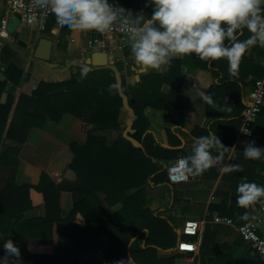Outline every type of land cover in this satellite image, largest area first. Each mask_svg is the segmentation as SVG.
<instances>
[{"label": "crops", "instance_id": "obj_1", "mask_svg": "<svg viewBox=\"0 0 264 264\" xmlns=\"http://www.w3.org/2000/svg\"><path fill=\"white\" fill-rule=\"evenodd\" d=\"M17 30V35H11L9 41L7 34H4L8 37L7 40L2 38L3 34H0V51L4 45H9L25 66V75L15 89V99L6 130L21 94L31 95L41 81H62L68 78L69 68L74 64L101 68L88 65L86 61L84 54L86 32L69 30L62 36V28L56 32L40 35L22 26ZM27 30L30 34L26 39L22 36ZM247 35L245 30L240 38L243 39ZM40 38L52 41L51 60H33L28 64L29 49ZM19 41L26 43L27 47H22ZM114 59L108 57L107 65L102 67L114 69L118 81L124 80L127 86L142 82L143 76L161 73L167 68L160 71L146 70L135 65L130 56L129 45L124 50L117 51ZM174 59L179 60L180 63L173 64L175 68L171 69L167 80L175 86L182 108L176 106L173 110L174 115L169 117L167 108L161 110L147 106L143 112L144 118L139 123L140 133H137L134 126L137 117L130 108L127 97L123 95V107L119 114V132L134 147L147 148L145 152L149 154L150 161L157 163L161 169L165 166L169 167L178 157L190 154L194 137L207 135L209 130L215 132L221 143L228 148L213 145V153H223L222 158L202 174L194 177L188 175L186 182L171 184L162 179L161 172L149 179L145 186L146 206L155 216L165 219L176 233L173 247L170 250H158L157 257L166 260L168 264H255L249 259L252 255L249 245L242 240L235 228L211 222L212 216L219 214L217 210L211 211V207L223 205L224 210H228L235 203L232 197L235 196L237 184L248 177L244 174L245 170L248 168L249 176L258 170L252 168L250 159H246L242 164L243 167L237 172L232 171V165L239 155H243L244 142L249 141V139H238L237 132L241 127L247 95L257 80L256 77L264 68L263 48L253 46L241 58L237 69L233 72L229 71L225 59L208 63L198 59L195 54ZM51 63L59 67L53 68L50 66ZM116 63L123 65L120 72ZM4 79L5 75H0V80ZM161 89L165 95H168L172 87L165 82ZM201 92L210 94L214 103L208 104L204 101ZM87 129L81 119L71 114H64L59 122L48 121L43 127L30 129L15 159L17 164L15 182L37 186L45 173L55 189L49 193L52 199L46 200L43 193L31 188L29 198L34 208L25 212L26 218L54 216L60 209H70L74 201L79 198L78 191L85 188V182L77 178L70 168L73 159L70 146L71 144L85 146ZM260 130H264V125ZM119 132H113V136H117ZM1 149L2 144L0 152ZM13 169L0 164V190L6 187ZM225 177H227L226 181ZM101 197L103 198V195ZM256 206L258 205H253L249 210V219ZM122 208L123 204L119 202L111 208V211L117 212ZM202 218H207L209 222L198 239L181 234V228L186 220ZM78 221L84 224L82 218L78 217ZM15 233H17L16 226L0 232V255H3L2 248L6 241L19 242L25 246L23 250L22 248L19 250L21 256L19 264H33L27 259L28 252L53 253L54 248L51 244H43L39 238L29 237L30 235H27L26 242L19 239ZM261 233L264 235V224L261 226ZM144 239L145 235L135 238L134 245L136 247L143 245ZM182 241L196 243V251H179L178 246ZM102 252L106 260L111 254L110 247L106 246ZM89 256L90 254H85L80 260L84 261ZM121 259L126 260L124 257L119 260ZM259 261L264 262V259L260 258Z\"/></svg>", "mask_w": 264, "mask_h": 264}, {"label": "trees", "instance_id": "obj_2", "mask_svg": "<svg viewBox=\"0 0 264 264\" xmlns=\"http://www.w3.org/2000/svg\"><path fill=\"white\" fill-rule=\"evenodd\" d=\"M110 3L114 7L130 10L134 16L141 11L145 15L152 12V7L146 6L145 0H110ZM54 25L55 19L51 18L44 33H50ZM68 32L61 30L62 36ZM0 59L6 65L5 79L0 80V164L14 168L6 187L0 190V232L16 226L15 234L19 239L27 242V235H30L39 238L43 244L53 246L52 254L28 252L27 259L33 264H113L130 255L135 264H168L157 257V252L173 247L175 230L165 219L155 216L144 199L145 186L156 174L162 173V179L169 182L168 167L161 169L157 163H152L145 152L147 148H136L122 136L119 114L125 95L137 117L134 125L136 132L140 133L139 123L147 106L161 110L167 108L169 117L174 115L176 106L181 109L175 86L167 80L171 69L175 68L173 64L180 63L179 60H172L161 73L141 77L142 82L127 86L121 80L122 90L118 93L109 90V85L118 81L116 71L111 67L90 68L74 64L69 68L68 78L41 81L31 95L21 94L6 130L15 89L25 75V66L9 45L2 47ZM116 66L119 72L123 68L120 63ZM82 69H87L83 76ZM262 69L256 79L264 76ZM165 82L172 87L168 95L161 89ZM64 114L74 115L88 127L86 145L70 146L73 154L70 168L77 178L85 182V188L78 191L79 198L70 209H60L54 216L26 218L25 212L34 208L29 190L35 188L44 194L46 200H51L49 193L55 188L45 173L37 186L16 183V156L32 127H43L48 121L59 122ZM263 125L264 109L253 125V136L249 138L261 147H264V130H260ZM113 132L119 134L113 136ZM246 159L244 155H239L232 171L240 170ZM251 161L252 168L258 170L249 176L247 168L244 172L247 180L264 184V158ZM47 188L50 190L47 191ZM236 195L232 197L235 203L228 210L221 205L211 207V211L217 210L220 215L229 216L240 225L247 220L240 218L245 209L237 206ZM119 202L123 208L112 212L111 208ZM78 217L83 219L84 224L78 221ZM141 235H145L144 244L136 247L133 240ZM12 243L18 250L25 248L19 242ZM106 246L110 247L111 254L105 260L102 250ZM85 254L90 256L81 261V256ZM251 254L249 259L252 263L264 264L252 249Z\"/></svg>", "mask_w": 264, "mask_h": 264}, {"label": "clouds", "instance_id": "obj_3", "mask_svg": "<svg viewBox=\"0 0 264 264\" xmlns=\"http://www.w3.org/2000/svg\"><path fill=\"white\" fill-rule=\"evenodd\" d=\"M152 7L135 16L123 7H113L109 0H35V7L55 18L53 32L59 29L105 33L118 24L128 32L130 56L135 65L160 71L174 58L193 55L208 63L225 59L228 69H237L241 58L253 47H264V0H145ZM32 13V8L28 9ZM248 35L241 39L244 31ZM87 69H82L81 75ZM109 90H122L119 81ZM202 99L213 104L210 94ZM213 145H222L215 132L194 137L191 152L177 158L173 167L186 175L197 176L213 167L223 153L214 154ZM243 155L250 160L264 158V147L255 141L244 142ZM238 167V166H237ZM236 204L245 209L240 218L249 219L255 204L264 205V184L242 180L236 186ZM254 219V218H253ZM0 264H19L21 256L11 242L3 244ZM113 264H135L131 255Z\"/></svg>", "mask_w": 264, "mask_h": 264}, {"label": "built area", "instance_id": "obj_4", "mask_svg": "<svg viewBox=\"0 0 264 264\" xmlns=\"http://www.w3.org/2000/svg\"><path fill=\"white\" fill-rule=\"evenodd\" d=\"M29 8H32V13L28 12ZM16 17L20 20L18 27L29 28L31 31H36L39 35L45 32L47 22L54 18L47 14L45 10L35 7V0H0V34L11 36L8 32L9 22L11 18ZM128 45L127 29L125 26L118 24L112 30L103 34L95 31L86 32L84 54L104 53L107 58L111 57L114 59L116 52L124 50ZM262 48L264 51V47ZM5 69L6 65L0 59L1 76H4ZM263 109L264 76L254 82L251 91L247 95L241 117V127L237 132L238 139H249L253 136V125ZM175 162L167 168L169 183L179 184L186 182L188 175L179 167H173ZM208 222L207 218L186 220L181 228V234L198 239ZM211 222L216 225L235 228L239 236L249 245L255 255L264 259V235L261 233V226L264 224V205L261 204L254 207L250 219L240 225H236L231 217L220 214H214ZM196 249V243L187 241L180 242L178 246V250L182 252H195Z\"/></svg>", "mask_w": 264, "mask_h": 264}, {"label": "water", "instance_id": "obj_5", "mask_svg": "<svg viewBox=\"0 0 264 264\" xmlns=\"http://www.w3.org/2000/svg\"><path fill=\"white\" fill-rule=\"evenodd\" d=\"M19 18H11L8 26V32L10 35H17V27L19 26ZM22 47H27V44L23 41L18 42ZM52 41L47 38H40L32 47L29 49V58L28 64H30L33 60H42V61H49L51 60V53H52ZM86 61L88 65H92L94 67H102L106 66L108 63L107 56L104 53H87L86 54ZM51 67L57 68L59 65L51 63Z\"/></svg>", "mask_w": 264, "mask_h": 264}, {"label": "rangeland", "instance_id": "obj_6", "mask_svg": "<svg viewBox=\"0 0 264 264\" xmlns=\"http://www.w3.org/2000/svg\"><path fill=\"white\" fill-rule=\"evenodd\" d=\"M29 32H30V31H28V30H27V33L25 32V34H24L22 37H24V38H26V39H27V38H28V36H29V34H30ZM33 32H34V31H33ZM35 33H36V31H35ZM2 36H3L2 38H4L5 40H7V39H8V37H7V36H5L4 34H3Z\"/></svg>", "mask_w": 264, "mask_h": 264}, {"label": "bare ground", "instance_id": "obj_7", "mask_svg": "<svg viewBox=\"0 0 264 264\" xmlns=\"http://www.w3.org/2000/svg\"><path fill=\"white\" fill-rule=\"evenodd\" d=\"M10 40V37H9V39H8V41Z\"/></svg>", "mask_w": 264, "mask_h": 264}]
</instances>
